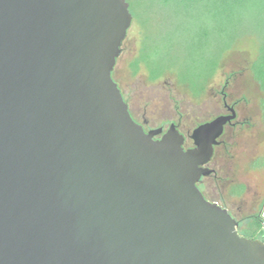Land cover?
<instances>
[{"label": "water", "instance_id": "water-1", "mask_svg": "<svg viewBox=\"0 0 264 264\" xmlns=\"http://www.w3.org/2000/svg\"><path fill=\"white\" fill-rule=\"evenodd\" d=\"M128 0H0V264H264L199 187L236 109L146 130L113 78Z\"/></svg>", "mask_w": 264, "mask_h": 264}, {"label": "rangeland", "instance_id": "rangeland-1", "mask_svg": "<svg viewBox=\"0 0 264 264\" xmlns=\"http://www.w3.org/2000/svg\"><path fill=\"white\" fill-rule=\"evenodd\" d=\"M128 2L143 14L146 24L143 31L141 23L133 20L113 78L132 115L147 131L158 127L166 131L172 123L177 124L189 148L194 145L189 134L195 127L228 113L225 102L234 106L237 118L226 127L209 164L214 175L203 177L199 186L207 198L226 207L246 229L249 217L264 213V119L260 103L264 93L251 69L264 39V0H194L186 8L173 0L166 6H160L159 0ZM157 28L169 41L171 53L175 49L183 52L193 33L206 45H213L215 54L223 51L220 67L203 95L195 97L172 73L157 81L148 79L144 67L134 73L130 64L139 56L144 36ZM257 238L263 240L264 234Z\"/></svg>", "mask_w": 264, "mask_h": 264}, {"label": "trees", "instance_id": "trees-1", "mask_svg": "<svg viewBox=\"0 0 264 264\" xmlns=\"http://www.w3.org/2000/svg\"><path fill=\"white\" fill-rule=\"evenodd\" d=\"M171 1L172 0H159V4L160 6H166ZM173 1L178 3V5L183 4L186 8L191 5L194 0ZM132 9L133 7H130L134 20L141 23L144 31L146 19L144 20L142 17L143 14L141 16L139 11ZM141 18H143V20H141ZM163 35V32L157 28V30L155 29V31L144 36L140 54L130 64L132 70L134 73H137L144 67L147 71L148 79L151 81H157L166 74L172 73L176 76L180 84L188 86L190 92L195 97L203 95L209 86L210 80L216 75L220 67V62L224 56L223 51L220 52V54H215L213 45L211 47L210 45H206L207 42L202 41V38H200L198 34L193 33V35L186 40L183 52L175 49L171 53V49H169L170 47L166 43L169 41L164 39V37H162ZM251 69L264 93V39L260 43L259 54L252 62ZM260 103L264 119V96ZM212 174L214 175V173ZM238 230L241 235L250 238H257V235L264 234V213L260 212L249 217L246 229H243L239 224Z\"/></svg>", "mask_w": 264, "mask_h": 264}, {"label": "flooded vegetation", "instance_id": "flooded-vegetation-1", "mask_svg": "<svg viewBox=\"0 0 264 264\" xmlns=\"http://www.w3.org/2000/svg\"><path fill=\"white\" fill-rule=\"evenodd\" d=\"M228 106H230L227 102H225V107L228 109ZM234 107V106H233ZM235 108V107H234ZM237 112V111H236ZM228 113H229V111H228ZM228 125H231V124H228ZM228 125H226V127L228 126ZM145 126V125H144ZM225 130H226V128H225ZM221 142V141H220ZM214 172H215V170H214ZM200 183V182H199Z\"/></svg>", "mask_w": 264, "mask_h": 264}]
</instances>
